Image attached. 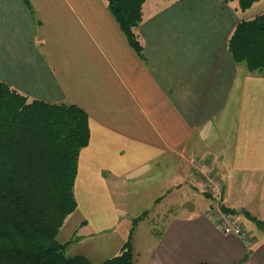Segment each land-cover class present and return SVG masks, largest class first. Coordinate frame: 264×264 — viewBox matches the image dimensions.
<instances>
[{
  "label": "crops",
  "instance_id": "crops-1",
  "mask_svg": "<svg viewBox=\"0 0 264 264\" xmlns=\"http://www.w3.org/2000/svg\"><path fill=\"white\" fill-rule=\"evenodd\" d=\"M147 1L140 58L105 0H0V80L87 115L72 242L108 241L107 259L133 217L148 212L132 232V264H264V77L226 48L234 25L263 13L264 0L244 13L219 0H156L146 13ZM225 123L226 140H215ZM210 175L250 246L209 217ZM129 185L157 192L154 208L165 219L157 233L142 230L152 212L123 205Z\"/></svg>",
  "mask_w": 264,
  "mask_h": 264
},
{
  "label": "trees",
  "instance_id": "trees-1",
  "mask_svg": "<svg viewBox=\"0 0 264 264\" xmlns=\"http://www.w3.org/2000/svg\"><path fill=\"white\" fill-rule=\"evenodd\" d=\"M145 1L105 0L140 58L143 47L137 28ZM219 1L244 13L259 0ZM226 48L235 64L243 63L249 72L264 77V12L240 18L226 39ZM88 137L87 115L79 107L30 99L0 80V264L133 263L132 232L148 212L132 220L118 253L101 262L83 255L66 256L71 241L57 239L77 208V165Z\"/></svg>",
  "mask_w": 264,
  "mask_h": 264
},
{
  "label": "rangeland",
  "instance_id": "rangeland-1",
  "mask_svg": "<svg viewBox=\"0 0 264 264\" xmlns=\"http://www.w3.org/2000/svg\"><path fill=\"white\" fill-rule=\"evenodd\" d=\"M162 2L164 0H161ZM150 2L147 7H146V13L148 11H153L158 5L159 3L156 0H151V1H147ZM149 8V10H147ZM143 15H144V11H143ZM241 68L244 70L246 67L243 63L240 64ZM246 70V69H245ZM233 122V120H231V123ZM230 123H225V124H221L220 127H218L214 133L216 134V139L215 140H226L224 138V132L226 130L227 125ZM227 135V134H225ZM198 161H194V167H196L198 169ZM211 176V175H210ZM128 190V194L127 197L125 195H123V199H121V201L123 202V205L126 207L127 205V211L129 213H133V215H137L138 213H142L143 211L147 210L152 212L153 214H151V217L149 219H146V222L143 224L142 230H144V232L146 230L151 229V231H153L154 233H157V230L161 229L165 224L164 221L165 219L162 218V214L157 215V211L154 208V197L157 196L156 193L157 192H148L149 188L146 187H138L135 185H129L127 187ZM125 197V198H124ZM155 211V212H153ZM255 211V210H254ZM262 210H258V212H254L255 215H257L258 213L260 214ZM237 215V214H236ZM139 216V215H138ZM237 217H240L241 220L245 223L246 226H248L246 223H249L248 220H246L245 217L241 216V215H237ZM74 217H72V214L69 216V219L67 221L64 222L63 226L61 227V229L59 230V233L57 234V239L60 241L66 242V241H71L66 249H65V255L66 256H75V255H84L86 256L88 259H90L92 262L94 261V263H96L97 261H102L104 260L106 257V255H109L112 252L106 251V245L108 243V241H104V240H90L87 237L76 240V242H72L75 241L76 237L80 235V233L77 232V234H73V230H74ZM136 217H133V219H135ZM132 219V220H133ZM260 219V218H258ZM77 221V219H76ZM129 225L130 221H126ZM122 227V225L120 226V228ZM129 228V226H127ZM131 227V225H130ZM130 230V228H129ZM160 231V230H159ZM80 232L84 233V230L82 229ZM129 232V231H128ZM60 234V235H59ZM75 235V236H73ZM83 241V242H81ZM81 242V243H80ZM111 255V254H110Z\"/></svg>",
  "mask_w": 264,
  "mask_h": 264
},
{
  "label": "built area",
  "instance_id": "built-area-1",
  "mask_svg": "<svg viewBox=\"0 0 264 264\" xmlns=\"http://www.w3.org/2000/svg\"><path fill=\"white\" fill-rule=\"evenodd\" d=\"M198 166V169L195 167L196 170H200V164ZM204 188L210 195L215 197V202L209 206L207 212L219 230L224 234L236 236L246 247L250 246L252 241L250 234L242 228L234 214L221 201L220 187L216 178L207 176Z\"/></svg>",
  "mask_w": 264,
  "mask_h": 264
}]
</instances>
